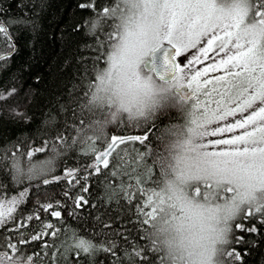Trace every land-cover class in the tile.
Masks as SVG:
<instances>
[{"label": "snow or ice", "instance_id": "snow-or-ice-1", "mask_svg": "<svg viewBox=\"0 0 264 264\" xmlns=\"http://www.w3.org/2000/svg\"><path fill=\"white\" fill-rule=\"evenodd\" d=\"M124 3L127 6L124 9L103 8L106 15L119 12L121 22L116 25L118 42L108 56V67L97 73L98 83L90 103L95 105L102 101L104 98L98 93L107 91L113 84L117 89L123 85L129 91L143 89L151 93L153 81L158 80L174 85L180 99L190 105L188 115L192 125L188 128L190 138L181 145L182 154L175 157V179L167 182V192L157 182L156 188H139L137 193L127 196L129 203L134 197L137 202L141 196L145 198L137 209L144 217L142 223L152 227L153 221L164 213L172 219H183L193 209L204 208L201 199L210 203L219 197L226 204H235L248 192L264 190V0H124ZM112 38L110 34L109 39ZM107 106L112 107L111 98H108ZM119 112L128 113L130 120L145 115L143 108L137 106L134 109L131 101L126 102L123 98L117 108ZM115 119L116 113H113ZM237 130L242 131L236 134ZM225 133L232 135L224 138ZM90 140L100 138L87 136L85 143ZM56 141H63V135H57ZM146 141H149L147 131L127 136L114 134L101 150L88 145L96 154L95 163L85 165L83 169L86 175L79 169L66 168L62 176H49L53 171V161L49 158L31 163L27 178L44 177L42 183L45 186L67 180L70 188L79 185L81 180L86 184L90 176L101 174L102 168L111 170L117 177L129 175L131 178L136 168L132 167L128 172L121 165L134 162L135 158L127 148L119 146L129 142L145 145ZM43 151L44 147H36L26 155L31 160L35 153ZM53 151H56L55 147ZM132 151L143 159L144 154L135 148ZM121 152L128 156L127 160L120 156ZM117 157L120 164L115 163ZM12 167L16 173H21L18 159ZM147 172L151 175V169ZM140 183L138 176L137 184ZM6 187L0 184V227L12 223L10 231L19 234L20 244L39 240L45 235H58L56 231H44L54 229L55 225L41 220L38 214L35 217L29 214L17 221L15 213L29 189L8 197ZM241 189L247 191L242 193ZM81 191L88 192L89 188L82 187ZM87 203L82 195L74 200L76 208ZM41 207L47 212L53 209V203H42ZM148 208L151 210L146 211ZM50 214L61 217L60 210H52ZM239 215L241 222L231 224L230 233L233 230L257 233L256 224L248 226L243 221L259 215L260 222L264 223V202L248 205L246 210L244 207ZM33 219L43 224L38 233L20 231L31 229ZM28 235L30 239H25ZM148 236L151 237L150 233ZM244 242V235L229 238L221 255L223 264H237L242 260L241 253L231 245ZM7 243L14 253H19L16 244L10 240ZM152 243L157 246L154 240ZM48 246L44 245L45 248ZM94 247L90 238H74L75 249L88 253ZM136 252L141 254L138 249ZM0 264H34V261L32 256L9 255L3 251L0 252Z\"/></svg>", "mask_w": 264, "mask_h": 264}, {"label": "trees", "instance_id": "trees-1", "mask_svg": "<svg viewBox=\"0 0 264 264\" xmlns=\"http://www.w3.org/2000/svg\"><path fill=\"white\" fill-rule=\"evenodd\" d=\"M105 7L124 9L127 6L124 0H0V93L12 91L10 101L20 104L22 109L15 116L6 113L4 103L0 105V184L7 186L8 197L29 189L15 213L17 221L29 214L33 217L38 214L41 220L55 225L54 229H44L45 232L58 233L56 237L45 235L20 244L19 234L10 231L13 224L7 223L0 227V252L32 256L34 264H166L163 253L153 246L148 236L151 226L142 223L144 217L137 211L145 198L141 196L137 202L134 197L129 203L127 196L137 193L139 188L157 187L160 173L156 158L161 129L175 124L179 130L186 126V121L176 111L161 113L143 125L114 120L102 139L85 143L87 136L83 133L88 121L104 113L90 100L98 83L97 73L108 67V56L118 42L116 25L121 22L119 12L106 15ZM146 131L149 135L146 146L139 142L119 146L127 148L135 158L134 162L121 165L128 172L136 168L131 178L129 175L117 177L101 166V174L90 176L86 184L81 180L79 185L70 188L67 180H60L45 186L44 177L18 180L12 167L17 159L25 167L56 154L59 162L49 176H62L66 168L79 169L86 175L83 169L95 163L96 154L88 145L101 150L114 134L138 135ZM61 134L63 141H56V136ZM36 147H44L45 151L35 153L29 160L26 153ZM133 148L144 154L143 159ZM120 156L128 159L123 152ZM115 163L120 164L119 157ZM138 176L140 184H137ZM82 187H88L89 191L82 192ZM78 195L88 201L80 208L74 204ZM49 201L53 209L45 212L41 204ZM52 210H60L61 217L51 216ZM241 219L238 215L231 224ZM243 222L248 226L256 224L258 232L233 230L230 233V239L235 235L245 237L244 243L231 245L242 256L237 264H264V223L260 222L259 215ZM30 223L31 229L20 231L38 233L43 228L40 220L33 219ZM74 234L90 238L95 247L88 253L75 249ZM25 239H30V235ZM7 240L16 244L19 253L13 252ZM45 244L49 246L45 248Z\"/></svg>", "mask_w": 264, "mask_h": 264}, {"label": "clouds", "instance_id": "clouds-1", "mask_svg": "<svg viewBox=\"0 0 264 264\" xmlns=\"http://www.w3.org/2000/svg\"><path fill=\"white\" fill-rule=\"evenodd\" d=\"M98 95L104 99L97 101L93 106L103 109L104 113L88 121L84 136L102 139L114 124L113 113H116V121L123 119L141 125L151 123L161 113L167 111H176L184 116L186 126L179 130L176 129L175 124L163 126L161 139L158 142L159 154L156 159L160 175L157 182L159 187L167 192V182L175 179L173 173L176 165L175 157L182 154L181 145L191 136L188 132V128L192 126L188 115L190 105L180 99L174 85L158 80L153 81L151 93H146L143 89L129 91L123 85L117 89L113 84L108 86L107 91H101ZM108 98L112 101L111 108L107 106ZM121 98L126 102L131 101L134 109L137 106L143 108L145 115L130 120L128 113H117ZM101 103L102 107L99 106ZM50 159L53 161L51 167L59 162L56 154H53ZM29 167L30 165L25 167L20 165L22 171L16 173L18 180L27 179ZM246 191L241 189L242 193ZM260 202H264V190L261 189L248 192L243 200H237L235 204H226L219 197L210 203L201 199V203H204L203 209H193L190 213H186L183 219H172L167 213L161 214L153 221L149 233L166 258V264H223L221 255L230 238L231 222L237 218L245 206H254ZM217 205H220L219 209ZM179 216L180 214L177 213V217Z\"/></svg>", "mask_w": 264, "mask_h": 264}, {"label": "rangeland", "instance_id": "rangeland-1", "mask_svg": "<svg viewBox=\"0 0 264 264\" xmlns=\"http://www.w3.org/2000/svg\"><path fill=\"white\" fill-rule=\"evenodd\" d=\"M208 63H211V61H208ZM196 67H201V65H197ZM12 96H13L12 91L0 93V105H3L4 103V105H6L5 106L6 113L18 116L21 114L22 109H21L20 104H16L10 101ZM249 111H251V109ZM229 119H231V117ZM240 131L242 130H237L236 134H239ZM230 135H232V133H225L224 138H227ZM222 147H226V146H222Z\"/></svg>", "mask_w": 264, "mask_h": 264}]
</instances>
